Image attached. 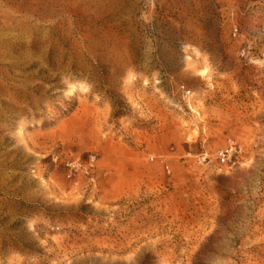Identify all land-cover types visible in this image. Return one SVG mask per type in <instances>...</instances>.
Instances as JSON below:
<instances>
[{"label":"rangeland","instance_id":"rangeland-1","mask_svg":"<svg viewBox=\"0 0 264 264\" xmlns=\"http://www.w3.org/2000/svg\"><path fill=\"white\" fill-rule=\"evenodd\" d=\"M0 264H264V0H0Z\"/></svg>","mask_w":264,"mask_h":264},{"label":"built area","instance_id":"built-area-1","mask_svg":"<svg viewBox=\"0 0 264 264\" xmlns=\"http://www.w3.org/2000/svg\"><path fill=\"white\" fill-rule=\"evenodd\" d=\"M235 146L234 144H230L229 146H227L226 148H223L221 150H219L218 152V157L225 162L232 154L233 150H234Z\"/></svg>","mask_w":264,"mask_h":264}]
</instances>
